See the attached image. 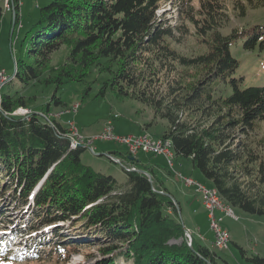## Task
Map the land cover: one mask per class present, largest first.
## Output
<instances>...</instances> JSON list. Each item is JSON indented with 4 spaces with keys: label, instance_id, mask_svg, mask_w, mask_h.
I'll return each mask as SVG.
<instances>
[{
    "label": "trees",
    "instance_id": "trees-1",
    "mask_svg": "<svg viewBox=\"0 0 264 264\" xmlns=\"http://www.w3.org/2000/svg\"><path fill=\"white\" fill-rule=\"evenodd\" d=\"M167 2L180 14L176 25L159 13ZM230 2L236 16L264 5ZM12 3L14 28L20 3ZM229 6L227 0H51L26 32L22 48L29 56L16 62L8 82L55 83L52 101L67 109L56 91L98 67L109 76L97 96L112 90L152 107L167 122L160 137L171 142L173 155L190 159L227 205L264 215V155L258 153L264 139L256 137L264 126V84L238 77L242 61L231 51L240 40L245 49L263 48L264 23L224 33ZM175 41L192 52H181ZM66 48L65 60L54 66L53 56ZM47 70L51 77H43ZM21 93L0 90V204L7 195L30 206L26 234L51 226L50 236L38 234L36 250L64 264L65 251L101 244L104 256L93 264H119L120 255L129 264H233L220 262L198 238L186 243L180 201L154 165L126 150L109 152L127 173V184H120L82 160L86 146L75 145L68 127L47 115L49 103L38 112L30 106L35 97ZM19 108L30 111L15 114ZM5 217L0 213L1 223ZM235 243L249 262L264 264V256Z\"/></svg>",
    "mask_w": 264,
    "mask_h": 264
},
{
    "label": "rangeland",
    "instance_id": "rangeland-1",
    "mask_svg": "<svg viewBox=\"0 0 264 264\" xmlns=\"http://www.w3.org/2000/svg\"><path fill=\"white\" fill-rule=\"evenodd\" d=\"M50 1L21 0L24 5L22 6L21 4L20 18L12 34L13 13L5 9L6 1L0 0V7L3 8V15L0 19V66L5 69L10 79L15 77L16 62L21 57L27 59L29 56L27 49L22 48L26 32L39 20L40 8L47 5ZM227 3L230 5L227 12L231 13L232 20L223 28L224 33H228L233 27L264 23V5L259 8L248 9L244 16H236L233 13L230 0H227ZM159 13L169 24L176 25L180 21L177 7L175 5L172 6L168 2L162 5ZM175 42L176 47L181 52H192L187 43ZM243 44V40H240L231 47L233 55L242 61L241 70L237 72V76H244L248 84H264V47L260 48L258 45L254 49L248 50L243 47ZM66 51L67 48L66 50L61 49L53 56L52 64L54 66L60 65L61 61L65 60ZM50 75L51 71L47 70L44 72L43 77L48 78L51 77ZM108 76V73L99 72L98 67H94L89 71L85 80L79 82L70 81L63 84L56 91V94L68 104L67 109H63L62 106H56L52 101V94L56 90L55 83L46 85L47 83L45 82L32 81L24 86L19 79L15 78L13 81L3 84L1 90L7 91L10 89L11 92L22 90L21 94L26 97H35V99H32L35 102L33 101L30 106L38 112L41 109H48L47 104L49 103L50 110L47 115L63 123L68 127L69 133L72 134L75 131L71 126V123H73L78 132L86 138V141L91 137L93 138L100 133L106 132L108 125L105 122L107 123V120L111 119H113L117 135L125 133V135L130 133L138 135L142 131V133L146 132L154 138L161 136L167 127V122L162 118L155 117L152 107L137 99L129 97L118 98L112 90H108L105 95L97 96ZM29 111V108H19L15 111V114H26ZM144 128L145 131H143ZM256 137L264 139L263 125L261 129L257 130ZM71 141H74L72 137ZM91 145L94 147V151H92L91 147L86 146L81 154L82 160L96 170L114 175L120 184H127V173L123 167L122 160L119 158V162L109 156V152L112 151L124 152L125 146L114 140L99 138ZM258 149L259 155H264V146ZM172 151L174 152L173 149ZM138 158L144 163L155 165L159 178L163 180L166 187L180 201L181 211L179 210L177 217L182 222L185 221V237L188 245L193 244L194 237L197 238L194 235V232H196L206 236V239H203V243L217 251L220 262H222V258H225L233 264H253L242 256L240 248L235 242L248 249L250 253H258L264 256V215L249 213L240 208L229 206L228 208L232 209L237 216L235 218L227 215L224 211L217 210V216L223 217L221 225L229 232L230 238L227 242V247L214 246L215 226L214 224L212 225V221L207 217V209L204 211V207L200 204V199L203 200V196L194 187L185 185L182 179L189 177L206 186H211V181L205 178L199 170L193 169L190 159L182 156L175 155L174 168L170 167L164 155L158 156L140 152ZM33 193L30 196V201L33 199ZM7 197L5 195L1 199L2 203L0 204V213H5L6 215L5 222H0V264H64L58 261L56 256H53L55 254L49 255L46 252L40 253L39 251H34L35 253L33 254V252L26 250V245L24 246V244L28 242V248L33 251L31 241L38 234L42 236L49 233L50 236L51 226L44 227L42 231L26 234L27 231L24 228H26L30 217V206L28 204L19 206L17 202ZM58 224L60 225V223ZM69 225L70 223L66 222L63 227ZM188 226L193 231H190ZM16 233L21 234L14 236ZM66 233L69 234L71 232L66 230ZM85 234L82 231L78 235ZM49 236L46 235V238L49 239ZM37 239L41 240L39 237H36L35 240ZM102 247V244L100 246H78L76 250H71L70 253L65 251L62 260L68 256V261L65 264H93L103 258ZM29 253L33 255L28 256ZM118 258L119 264H129L120 259L121 255Z\"/></svg>",
    "mask_w": 264,
    "mask_h": 264
},
{
    "label": "built area",
    "instance_id": "built-area-1",
    "mask_svg": "<svg viewBox=\"0 0 264 264\" xmlns=\"http://www.w3.org/2000/svg\"><path fill=\"white\" fill-rule=\"evenodd\" d=\"M13 0H6L5 2V9L6 10H12V2ZM6 77H9L5 71L4 68L0 66V83H3ZM19 114V113H17ZM72 127L75 129L72 133H69V136L72 137V139L85 146L91 147L92 151H94V147H92V143L96 139H103V140H114L117 141L123 145L127 146L128 152L131 155H138L140 152H145L149 154L154 155H164L167 159L168 164L170 167L174 168V157L169 156L167 153V147H166V139L165 138H158L155 139L153 136H145L141 134L134 135V134H128V135H117L114 132V126L112 120H107L106 125H108V132L106 133H100L99 135L95 137H91L86 141V138L82 136L77 128H75L74 124L71 123ZM116 161L120 162L119 158L113 157ZM129 170L136 169L135 167H128ZM183 180V183L189 187H195V189L203 196V204L205 205L206 209L209 213L210 221H212V225L215 226V241L213 242L214 246L225 248L227 247V242L229 241L230 235L229 232L224 229L221 225V221L223 220V217H218L216 214L217 210L224 211L226 214L231 215L235 218L237 216L234 214L233 210L226 207L221 201L219 200V197H216L212 190L209 188V186H206L205 184L195 180L191 179L189 177H186ZM188 235V234H186Z\"/></svg>",
    "mask_w": 264,
    "mask_h": 264
},
{
    "label": "crops",
    "instance_id": "crops-1",
    "mask_svg": "<svg viewBox=\"0 0 264 264\" xmlns=\"http://www.w3.org/2000/svg\"><path fill=\"white\" fill-rule=\"evenodd\" d=\"M6 1V0H5ZM19 3H20V7H21V4H22V6L24 5V3L23 2H21V0H19ZM8 11H12V13H13V17L15 16L14 15V12H15V7H14V4H12V10H8ZM19 11H20V8H19ZM15 24V21H14V23H13V25ZM15 28V27H14ZM14 28L12 29V32H13V30H14ZM117 117V116H116ZM112 120V122H113V119H111ZM105 124H106V122H105ZM114 126V125H113ZM104 127H105V125H104ZM104 129V128H103ZM116 131V129H115V127H114V132ZM143 131H145V128H144V130ZM141 133H142V131H141ZM126 134V133H125ZM125 134H122V135H125ZM131 134V133H130ZM158 138H160V136L158 137ZM158 138H155V139H158ZM94 142H95V140H94ZM93 142V143H94ZM117 142V141H116ZM119 143V142H118ZM125 146V150L126 151H128V149H127V146L126 145H124ZM139 154V153H138ZM147 154H149V153H147ZM159 156V155H158ZM137 157H138V155H137ZM151 164V163H150ZM154 170H155V165H154ZM155 172H156V170H155ZM156 175H157V177L159 178V176H158V174L156 173ZM165 184V183H164ZM200 201H201V205L204 207V211L206 210V208H205V206H204V204H203V200L202 199H200ZM180 211H181V209H180ZM206 213H207V217L209 218V215H208V211L206 210ZM184 223H185V221H184ZM189 227V226H188ZM189 230L190 231H193V230H191V228L189 227ZM194 235L199 239V241L200 242H202L203 243V239H206V236H204V235H201L200 233H196V232H194Z\"/></svg>",
    "mask_w": 264,
    "mask_h": 264
},
{
    "label": "bare ground",
    "instance_id": "bare-ground-1",
    "mask_svg": "<svg viewBox=\"0 0 264 264\" xmlns=\"http://www.w3.org/2000/svg\"><path fill=\"white\" fill-rule=\"evenodd\" d=\"M10 80V77H6V79L4 80V82L3 83H0V90H1V86L3 85V84H5L6 82H8ZM0 101H1V94H0ZM106 132H108V127H107V129H106ZM106 132H104V133H106ZM142 135H145V136H151L150 134H142ZM74 144L75 145H78V143H76V142H74ZM166 147H167V153H168V155L169 156H173L174 157V155H173V152H172V150H171V147H172V144H171V142L170 141H167L166 140ZM211 190H212V192H213V194L216 196V197H219V200L221 201V203H223L226 207H229V205H227L225 202H223V200L220 198V196L218 195V193H217V191H216V189H214V188H210ZM208 211V210H207ZM217 212V211H216ZM208 215H209V213H208ZM228 215V214H227ZM231 216V215H230Z\"/></svg>",
    "mask_w": 264,
    "mask_h": 264
},
{
    "label": "water",
    "instance_id": "water-1",
    "mask_svg": "<svg viewBox=\"0 0 264 264\" xmlns=\"http://www.w3.org/2000/svg\"><path fill=\"white\" fill-rule=\"evenodd\" d=\"M15 74H16V71L14 72V76H15ZM146 175L148 176V178L151 179V174H150V173H146ZM39 186H40V185H39ZM39 186H37V187H39Z\"/></svg>",
    "mask_w": 264,
    "mask_h": 264
},
{
    "label": "clouds",
    "instance_id": "clouds-1",
    "mask_svg": "<svg viewBox=\"0 0 264 264\" xmlns=\"http://www.w3.org/2000/svg\"><path fill=\"white\" fill-rule=\"evenodd\" d=\"M135 170V169H134Z\"/></svg>",
    "mask_w": 264,
    "mask_h": 264
}]
</instances>
